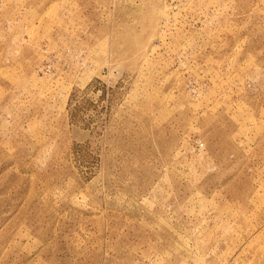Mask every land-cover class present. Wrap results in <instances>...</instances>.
Returning <instances> with one entry per match:
<instances>
[{
  "label": "rangeland",
  "instance_id": "1",
  "mask_svg": "<svg viewBox=\"0 0 264 264\" xmlns=\"http://www.w3.org/2000/svg\"><path fill=\"white\" fill-rule=\"evenodd\" d=\"M0 264H264V0H0Z\"/></svg>",
  "mask_w": 264,
  "mask_h": 264
}]
</instances>
